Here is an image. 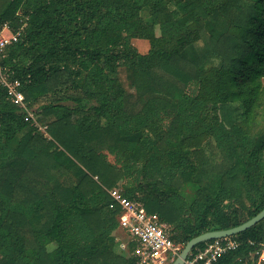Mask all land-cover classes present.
<instances>
[{"label":"trees","instance_id":"trees-1","mask_svg":"<svg viewBox=\"0 0 264 264\" xmlns=\"http://www.w3.org/2000/svg\"><path fill=\"white\" fill-rule=\"evenodd\" d=\"M5 25L33 118L0 84V264H132L108 189L135 173L182 249L264 209V0H0ZM227 238L216 264H257L264 219Z\"/></svg>","mask_w":264,"mask_h":264},{"label":"built area","instance_id":"built-area-1","mask_svg":"<svg viewBox=\"0 0 264 264\" xmlns=\"http://www.w3.org/2000/svg\"><path fill=\"white\" fill-rule=\"evenodd\" d=\"M6 28H8L7 25L0 31V56L9 44L18 40L19 36V33L11 32L9 37H5L3 31ZM0 84L8 88L13 100L33 118V112L27 106L25 94L20 91V80H12L3 71L1 63ZM123 191L121 185L108 189L113 200L110 208L113 210L119 208L118 230H122L121 236H116L119 247L134 257L132 264L173 263L182 247L172 239L167 223L161 220L158 213L148 212L144 203L128 197ZM235 245L236 242L227 237L214 239L204 248L197 249L195 252L191 251L183 264H216L218 257ZM257 264H264V249Z\"/></svg>","mask_w":264,"mask_h":264},{"label":"water","instance_id":"water-1","mask_svg":"<svg viewBox=\"0 0 264 264\" xmlns=\"http://www.w3.org/2000/svg\"><path fill=\"white\" fill-rule=\"evenodd\" d=\"M262 219H264V209L262 211H260L257 215H255L254 217L249 219L248 221H246V222H244L238 226L232 227L230 229L208 231V232L202 233L200 235H197V236L193 237L192 239H190L186 243V245L183 247L180 254L177 256V258L175 259V261L172 264H183L184 261L186 260V258L188 257V255L190 254V252L193 250V248L197 244H199L201 242L209 241L212 239H217V238L235 235L237 233H240V232L250 228L251 226H253L256 223H258L259 221H261Z\"/></svg>","mask_w":264,"mask_h":264},{"label":"rangeland","instance_id":"rangeland-1","mask_svg":"<svg viewBox=\"0 0 264 264\" xmlns=\"http://www.w3.org/2000/svg\"><path fill=\"white\" fill-rule=\"evenodd\" d=\"M3 34L5 37H9L11 34V30L9 28H6L5 31H3ZM133 44L137 47V49L142 52V53H146L149 50L150 44L148 40L145 39H134L133 40ZM121 76L122 79L124 80L125 83L128 82V79L126 78V71H122L121 72ZM129 90H131V88L129 87ZM133 95H136L135 92ZM138 104V99L135 97V99L133 98V102H132V108L134 109V107H137ZM42 132L45 133V129L42 127L41 128ZM109 159L111 161H115L114 155H109ZM137 178V173L132 174L131 176H128L126 179L120 181V185L124 188L127 182L130 181H136L135 179ZM183 191L186 192L187 194L193 195L194 194V187L191 185H184L183 187ZM119 231H122L121 229H119Z\"/></svg>","mask_w":264,"mask_h":264},{"label":"crops","instance_id":"crops-1","mask_svg":"<svg viewBox=\"0 0 264 264\" xmlns=\"http://www.w3.org/2000/svg\"><path fill=\"white\" fill-rule=\"evenodd\" d=\"M116 236H121V231L117 230V231H116ZM116 241H117V240H116ZM117 243H118V241H117Z\"/></svg>","mask_w":264,"mask_h":264}]
</instances>
